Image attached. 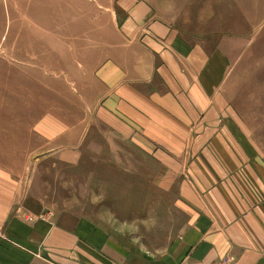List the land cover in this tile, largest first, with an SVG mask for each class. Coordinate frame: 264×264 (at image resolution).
<instances>
[{
  "label": "crops",
  "instance_id": "obj_1",
  "mask_svg": "<svg viewBox=\"0 0 264 264\" xmlns=\"http://www.w3.org/2000/svg\"><path fill=\"white\" fill-rule=\"evenodd\" d=\"M117 4L125 15L121 30L93 55V105L109 112L111 141L137 137L151 148L143 153L154 173L172 176L167 189L182 225L178 220L162 255L148 260L89 219L46 211L22 192L19 174L5 169L0 264H264V167L239 145L246 139L231 103L229 68L236 62L227 49L259 42L264 23L248 33H196L158 18L142 0ZM19 126L8 121L0 141H14L9 128Z\"/></svg>",
  "mask_w": 264,
  "mask_h": 264
},
{
  "label": "rangeland",
  "instance_id": "obj_2",
  "mask_svg": "<svg viewBox=\"0 0 264 264\" xmlns=\"http://www.w3.org/2000/svg\"><path fill=\"white\" fill-rule=\"evenodd\" d=\"M118 1L0 0V138L8 121L20 125L18 134L9 128L14 141H0V174L11 169L22 192L46 211L89 219L150 260L169 246L183 217L176 216L167 189L172 176L156 175L143 153L149 155V145L146 150L131 136L111 141L109 112L93 105V55L98 43L106 50L102 43L121 30ZM142 1L158 18L190 32L248 33L264 23V0ZM258 38L227 48L236 62L228 86L242 118L238 134L246 139L239 145L264 167V34Z\"/></svg>",
  "mask_w": 264,
  "mask_h": 264
}]
</instances>
